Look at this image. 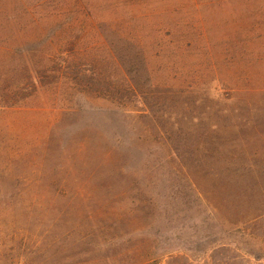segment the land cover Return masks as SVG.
Listing matches in <instances>:
<instances>
[{"label": "rangeland", "instance_id": "1", "mask_svg": "<svg viewBox=\"0 0 264 264\" xmlns=\"http://www.w3.org/2000/svg\"><path fill=\"white\" fill-rule=\"evenodd\" d=\"M88 1L90 20L74 26L95 33L86 41L98 56L122 53L123 68L134 61L143 83L123 13L152 15L141 24L188 37L141 48L161 99L154 111L139 97L81 98L62 113L0 116L12 149L25 154L8 172L23 178L22 198L0 206V264H123L124 230L151 254L202 264L230 244L264 264V237L243 225L264 214V0ZM62 2L73 16L72 0ZM12 189L0 184V203Z\"/></svg>", "mask_w": 264, "mask_h": 264}, {"label": "trees", "instance_id": "2", "mask_svg": "<svg viewBox=\"0 0 264 264\" xmlns=\"http://www.w3.org/2000/svg\"><path fill=\"white\" fill-rule=\"evenodd\" d=\"M67 3L62 0H0V116L11 109H48L62 113L76 109L81 98H104L125 104L133 97H139L149 111H154L160 98L151 92L150 88L155 86L152 62L141 48L162 44L163 37L170 38L166 42L186 39L187 31L145 26L141 22L157 17L123 13L124 41L134 47L140 46L141 55H135L139 58V68L146 72L147 79L143 83L139 69L131 67L134 61H126L129 65L125 64L129 67L126 69L122 62H118L122 53L98 56L94 52L97 44L86 41L95 33L90 27L74 26L78 19L90 20V14H82V11L91 9L90 2L72 0L73 16L65 12L71 10ZM63 20L64 24L61 23ZM109 41L112 46V38ZM7 133L0 121V184L12 181L14 192L8 193V198H3L5 203L0 206H10L23 195L15 190V184L22 182L23 178L14 176L8 179V172L12 162L24 160L25 154L20 148L12 149ZM55 196L67 197L68 192L57 190ZM68 205L65 204L67 207L59 212L67 214L71 208ZM243 225L247 229L253 226L252 233L264 237V214L243 222ZM148 247L145 240L124 230L123 264H195L186 254H151ZM89 251L85 249L67 257L85 255ZM251 259L234 246L222 244L213 248L202 264H254L253 261L259 260Z\"/></svg>", "mask_w": 264, "mask_h": 264}]
</instances>
